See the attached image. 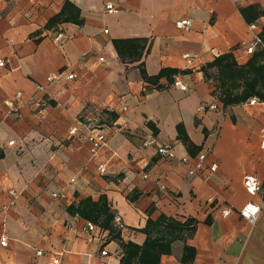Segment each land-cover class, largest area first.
Returning a JSON list of instances; mask_svg holds the SVG:
<instances>
[{
    "label": "crops",
    "instance_id": "crops-1",
    "mask_svg": "<svg viewBox=\"0 0 264 264\" xmlns=\"http://www.w3.org/2000/svg\"><path fill=\"white\" fill-rule=\"evenodd\" d=\"M0 10V264H53L60 253V264H121L114 235L143 245L163 214L198 224L158 264H264V207L255 224L240 214L264 202L244 186L255 174L264 188V100L225 107L209 67L225 53L245 65L264 47V0H0ZM165 69L177 71L154 78ZM92 131L108 138L96 153ZM162 143L175 158L158 153ZM204 152L217 170L191 175L180 158ZM11 189L19 196L4 210Z\"/></svg>",
    "mask_w": 264,
    "mask_h": 264
},
{
    "label": "trees",
    "instance_id": "trees-1",
    "mask_svg": "<svg viewBox=\"0 0 264 264\" xmlns=\"http://www.w3.org/2000/svg\"><path fill=\"white\" fill-rule=\"evenodd\" d=\"M52 18L49 24L52 26L56 21ZM57 20L62 21L57 16ZM48 25V26H49ZM262 43H264V33L259 34ZM209 67L217 69L216 76V93L225 107L229 105L239 104L247 101L251 97H258L264 100V47H259L245 65H240L233 58L231 53L219 55ZM177 70L165 69L158 76L160 78L165 72L176 73ZM168 76V77H169ZM146 79L150 76L144 74ZM170 82L174 81L170 77ZM162 87V86H159ZM80 207V206H79ZM78 212L80 213V208ZM76 211V209H75ZM115 214L110 213V219L113 220ZM198 220L195 217H187L184 221L174 217L161 215L155 222L148 220L144 230L147 232L148 239L143 245H138L133 242H123L121 234L117 233L114 236L120 240L124 254L121 257V264H149L145 258L152 260L153 264H158V260L162 253H170L172 251L171 244L174 241L186 239L193 235L196 230ZM185 248L189 249L188 246ZM186 255H183L184 258ZM138 257V259H136ZM139 260V261H138Z\"/></svg>",
    "mask_w": 264,
    "mask_h": 264
},
{
    "label": "built area",
    "instance_id": "built-area-1",
    "mask_svg": "<svg viewBox=\"0 0 264 264\" xmlns=\"http://www.w3.org/2000/svg\"><path fill=\"white\" fill-rule=\"evenodd\" d=\"M105 9L107 11H115L116 7L112 3H107L106 6H105ZM0 13H1V10H0ZM176 26L178 28L189 29L191 27V20L190 19H180V20L176 21ZM250 27L252 29H255L256 25L255 24H251ZM53 39L57 43L61 42L62 33H57L56 35L53 36ZM256 40L258 42H261L259 37H257ZM245 49H246L247 53L252 54L254 52V50H255V47H254V45H248V46L246 45ZM184 57L186 58L188 64H192L193 63L194 56L192 54L186 53L184 55ZM100 60L102 62H106V59L104 57H101ZM5 66H6V60H4L3 58H0V67H5ZM64 73H65V70H62L61 72H59L58 75H49L47 77V80L49 82H53L59 76L63 75ZM67 77L69 79H73L75 77V75L73 73H68ZM176 85L178 87H180L181 89H183V90H187L188 89V86L186 84H184V83L176 82ZM44 89H45L44 85H40L39 86V90H44ZM20 96H21V92H18V94L16 95V98H18ZM258 101H259V98H257V97H254V98L250 99V103L251 104L257 103ZM7 103L14 109L18 108L16 106V104H15V99H10V100L7 101ZM209 107L211 109H213L216 106L215 105H210ZM92 135H93L91 137L92 141H93L92 152L96 153L103 145L107 144L108 138H107V136L105 134L100 133V132H96V131H92ZM153 143H155V140L152 137L147 138L145 140V142H144L145 145L153 144ZM9 144L13 145L14 144V140L10 141ZM261 147L264 149V129L261 132ZM157 150H158V153L160 155H162V156H165V157H168V158L169 157L170 158H175L176 157V153L174 152L173 145L170 144V143L159 144L157 146ZM206 157H207V154L204 152V153L199 154L198 160L196 162H194V163L188 157H182V158H180V160H181V162L183 164H185L187 166L188 172L191 175H197L198 172L200 170H203L206 166L210 169L211 172H215L217 170V165L216 164L206 165V163H205ZM98 169L101 172H104L106 170L105 166L102 165V164L98 167ZM244 186H245V188L247 189V191L250 194H256V193H259V192H264L263 191L264 190L263 184L259 181L258 177L255 174H247L245 176V178H244ZM162 187L164 188L165 186H162ZM9 194H10L12 199H11L9 204H6V205L3 206L4 210L8 209L9 205H13L16 202V199L19 196L18 192H16L15 190H12V189L9 191ZM57 195H58L57 193H54V196H57ZM262 207H264V202H262V204H259V203L250 201L244 207L241 208L240 214H241V216L244 219L248 220L252 224H255L257 222V220H258L259 213H260ZM230 212H231V210L228 207H224L221 210V214L224 215V216L230 214ZM116 219L118 221V226L122 227L123 225L121 223L120 217L117 216ZM94 227H95L94 224H91V223L88 224V229L89 230H93ZM8 245H9V237L7 235H3L0 238V247H7ZM38 253H41V251H39ZM102 253L106 254V251L103 250ZM62 255H63V253H60L57 257H55L53 259V264H60L62 262Z\"/></svg>",
    "mask_w": 264,
    "mask_h": 264
},
{
    "label": "rangeland",
    "instance_id": "rangeland-1",
    "mask_svg": "<svg viewBox=\"0 0 264 264\" xmlns=\"http://www.w3.org/2000/svg\"><path fill=\"white\" fill-rule=\"evenodd\" d=\"M262 75L264 76V69H262Z\"/></svg>",
    "mask_w": 264,
    "mask_h": 264
}]
</instances>
